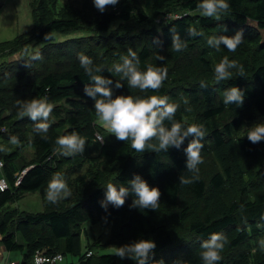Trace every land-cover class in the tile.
<instances>
[{
	"label": "trees",
	"instance_id": "obj_1",
	"mask_svg": "<svg viewBox=\"0 0 264 264\" xmlns=\"http://www.w3.org/2000/svg\"><path fill=\"white\" fill-rule=\"evenodd\" d=\"M199 2L119 0L101 13L90 1L29 0L30 29L0 41V170L8 183L0 191V245L19 252V264H33L36 251L76 257L65 264H135L94 248L120 247L141 238L155 242L154 259L165 264H202L200 244L213 232L228 240L218 264H264L259 250L264 239V140L253 144L246 136L248 125L264 120V0H227L229 8L219 19L200 15ZM189 27L205 35L191 37ZM170 28L187 44L180 52L171 47ZM238 30L243 41L235 52L223 44L219 50L207 44L209 36H232ZM46 33L49 39H44ZM129 49L139 57L141 70L147 64L167 68L158 92L131 89L114 71ZM81 53L113 80L114 94L167 96L178 105L176 120L203 126L198 179L179 183L180 175L193 176L186 169L187 140L179 149L138 153L97 123L94 102L83 91L90 80L79 63ZM37 54L41 58L33 59ZM161 55L163 61L157 59ZM224 56L243 72L230 69L229 79L217 83L214 65ZM117 83L123 87L117 89ZM231 86L244 92L242 105L223 103V92ZM38 97L54 105L46 134L18 115V101ZM72 131L85 138V150L66 157L55 139ZM13 136L19 143L5 152ZM27 147L33 149L29 159L22 155ZM56 172L72 195L52 204L46 189ZM134 174L160 189L158 209L131 208L135 197L129 194L122 207L109 204L105 210L100 202L106 185L128 187ZM29 193L38 194L42 210L8 206ZM85 222L108 228L106 240L100 242L98 236L87 241Z\"/></svg>",
	"mask_w": 264,
	"mask_h": 264
},
{
	"label": "clouds",
	"instance_id": "obj_2",
	"mask_svg": "<svg viewBox=\"0 0 264 264\" xmlns=\"http://www.w3.org/2000/svg\"><path fill=\"white\" fill-rule=\"evenodd\" d=\"M93 6L101 13L108 7H114L119 0H92ZM229 8L227 0H201L197 4V11L200 15L209 18L219 19L220 15ZM172 33L171 47L174 51L180 52L187 47L179 34L170 28ZM227 32V28H224ZM187 33L191 37L204 36L203 32H198L195 28L189 27ZM49 33H46L44 39H49ZM243 41L242 30L236 31L235 35H219L207 37V44L219 50L223 44L229 52H235L237 47ZM40 59L39 54L32 57ZM80 66L89 77L90 83L84 85V93L93 100L95 115L102 126L108 130L118 141L130 142V146L138 153L148 150L165 151L171 148L179 149L187 140V147L184 152L187 156L186 169L193 173L192 177L180 175L179 183L181 185L191 184L198 179V165L203 163L201 150L203 148L202 140L205 136L203 126L190 123L187 120L178 121L175 115L178 105L169 102L167 96L158 95H125L114 94L113 80L101 75L102 68L94 65L91 58L83 53L78 55ZM158 60L163 61L164 56H157ZM122 63L114 66V71L121 75V78L127 82L131 89H138L141 93L158 92L163 81L167 79V68L147 64L145 70L140 68V59L132 50H128L126 56L121 57ZM27 66V65H26ZM243 68L236 61H230L224 56L219 63L214 65L215 80L219 83L227 80L231 76L230 69ZM117 89L123 85L117 83ZM200 87L206 89L207 84L203 81ZM244 101V92L231 86L223 92V103L242 105ZM187 103V101H185ZM54 105L50 103L47 97H38L18 101V115L27 116L34 122V130L37 133L46 134L49 130V117L53 111ZM165 121L168 123L166 124ZM247 138L253 144L264 140V121L255 122L248 127ZM12 144H18V139L13 136L10 141ZM55 144L58 150L64 156H73L83 153L86 140L76 131L57 136ZM3 150V149H0ZM105 198L100 202L101 206L107 210L109 204L115 208L122 207L129 194L134 195L131 208L157 210L160 205L161 191L158 187L150 186L148 182L139 174H134L128 181V187H117L113 183L106 185ZM72 191L69 188L65 178L60 172L53 173L48 181L46 189V199L52 204L70 197ZM264 219V217H262ZM228 243L227 237L220 232H213L205 240H202L200 248V258L202 264H218L222 259L221 253ZM156 244L152 239H139L120 247L113 246V254L120 259H130L135 264H165L163 259H154ZM259 250L264 252V239L259 241ZM36 264H41L39 258ZM175 264V262H174Z\"/></svg>",
	"mask_w": 264,
	"mask_h": 264
},
{
	"label": "rangeland",
	"instance_id": "obj_3",
	"mask_svg": "<svg viewBox=\"0 0 264 264\" xmlns=\"http://www.w3.org/2000/svg\"><path fill=\"white\" fill-rule=\"evenodd\" d=\"M60 2V0H58ZM62 1V0H61ZM64 1H71L75 4H81L84 1L92 0H64ZM29 0H0V41H9L13 39L16 35L26 32L31 27V17H30V10L28 5ZM114 25L111 24V27ZM58 38L64 39L68 36H57ZM264 121L263 119H260ZM97 123L101 126V122L99 119ZM253 125V124H252ZM252 125H248L251 127ZM104 128V127H103ZM105 129V128H104ZM14 144L6 146L5 152L12 151ZM33 149L31 147H27L22 151V155L25 158L29 159L32 156ZM9 207H15L19 210H24L28 212H37L42 210L41 200L37 193L27 194L25 197L20 199L19 201L8 204ZM83 231L85 232L87 241H95L98 236H100L101 241L104 242L108 237V228L100 226V224H91L89 222H85L82 224ZM85 236L82 238V249L84 248V239ZM113 246L110 245L104 249L99 247H95V251L98 254L104 253H113ZM119 247V246H116ZM13 257L16 259L21 258V254L19 252H13ZM4 256V253H3ZM5 257V256H4ZM6 258V257H5ZM4 258V259H5ZM1 261V263H6L5 260ZM76 257L71 256L70 254L64 255L62 264L75 261ZM9 263V262H8ZM60 263V264H61Z\"/></svg>",
	"mask_w": 264,
	"mask_h": 264
},
{
	"label": "built area",
	"instance_id": "obj_4",
	"mask_svg": "<svg viewBox=\"0 0 264 264\" xmlns=\"http://www.w3.org/2000/svg\"><path fill=\"white\" fill-rule=\"evenodd\" d=\"M95 139L99 142H102V137L98 134L95 133ZM2 163L0 162V167H1ZM25 170L19 171L16 175H15V181H14V185L19 184L20 182V178L21 176L24 174ZM8 188V183L5 179L4 176L0 177V191H4ZM87 255H90V252L87 253ZM37 258L40 259L41 264H59L62 262L63 260V256L61 253H55V254H45L42 251H36L33 255V264H36V260ZM11 264H19L16 262H13Z\"/></svg>",
	"mask_w": 264,
	"mask_h": 264
},
{
	"label": "crops",
	"instance_id": "obj_5",
	"mask_svg": "<svg viewBox=\"0 0 264 264\" xmlns=\"http://www.w3.org/2000/svg\"><path fill=\"white\" fill-rule=\"evenodd\" d=\"M18 170L14 171V174L17 172ZM2 176V173H1V170H0V177ZM3 253H4V257L3 256ZM5 258V259H4ZM3 259L5 260L6 263L4 264H11L13 262H16V263H19V260L20 259H16L15 257H13V254L10 252V251H7L5 250V248L0 245V264H3L1 263V261H3ZM9 262V263H8Z\"/></svg>",
	"mask_w": 264,
	"mask_h": 264
}]
</instances>
